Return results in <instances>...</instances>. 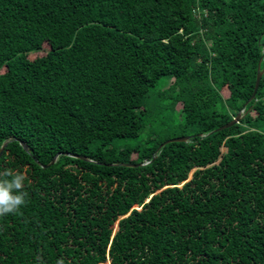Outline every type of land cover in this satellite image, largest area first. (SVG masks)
<instances>
[{
    "label": "trees",
    "instance_id": "1",
    "mask_svg": "<svg viewBox=\"0 0 264 264\" xmlns=\"http://www.w3.org/2000/svg\"><path fill=\"white\" fill-rule=\"evenodd\" d=\"M3 142L0 264H264V0H0Z\"/></svg>",
    "mask_w": 264,
    "mask_h": 264
},
{
    "label": "clouds",
    "instance_id": "2",
    "mask_svg": "<svg viewBox=\"0 0 264 264\" xmlns=\"http://www.w3.org/2000/svg\"><path fill=\"white\" fill-rule=\"evenodd\" d=\"M27 174L22 170H0V216L14 214L27 203L29 193L25 190ZM59 264V262H58Z\"/></svg>",
    "mask_w": 264,
    "mask_h": 264
},
{
    "label": "water",
    "instance_id": "3",
    "mask_svg": "<svg viewBox=\"0 0 264 264\" xmlns=\"http://www.w3.org/2000/svg\"><path fill=\"white\" fill-rule=\"evenodd\" d=\"M262 72H263V69H260L259 62H258L255 83H254L253 91H252L251 96H250L249 99L253 98L254 95H255V92H256V89H257V86H258V83H259V80H260V77H261ZM243 113H244V110L242 108L230 121H228L227 123L223 124L219 128H222V127H225V126H229V125H231V124H233L235 122H238ZM187 139H188V136H182V137H175V138L167 139V140H165V142H167V141H180V140L183 141V140H187ZM5 144H6V142H3L1 144L0 151L3 149V147L5 146ZM20 144H21V146L24 149H27V146L25 145L24 142L20 141ZM71 155H73V154H71ZM74 156H78V155H74ZM79 157L82 158V159H87L84 156H79ZM54 160H55V157L52 158V160L49 163H52Z\"/></svg>",
    "mask_w": 264,
    "mask_h": 264
},
{
    "label": "rangeland",
    "instance_id": "4",
    "mask_svg": "<svg viewBox=\"0 0 264 264\" xmlns=\"http://www.w3.org/2000/svg\"><path fill=\"white\" fill-rule=\"evenodd\" d=\"M226 94V92H224V95Z\"/></svg>",
    "mask_w": 264,
    "mask_h": 264
}]
</instances>
